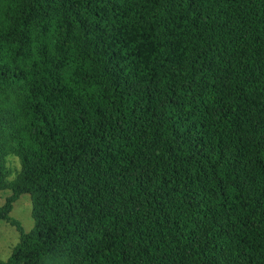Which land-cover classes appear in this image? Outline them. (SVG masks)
Returning <instances> with one entry per match:
<instances>
[{"label":"trees","instance_id":"16d2710c","mask_svg":"<svg viewBox=\"0 0 264 264\" xmlns=\"http://www.w3.org/2000/svg\"><path fill=\"white\" fill-rule=\"evenodd\" d=\"M1 190L0 264H264V0H0Z\"/></svg>","mask_w":264,"mask_h":264},{"label":"rangeland","instance_id":"374dc122","mask_svg":"<svg viewBox=\"0 0 264 264\" xmlns=\"http://www.w3.org/2000/svg\"><path fill=\"white\" fill-rule=\"evenodd\" d=\"M14 160V161H13ZM11 168L15 167L16 160L9 159ZM10 190L0 191V209L2 212L7 211L9 204L6 203L7 197L11 196ZM6 203V204H5ZM8 216L17 220L22 229L26 232L33 226L31 217V198L28 194H19L16 200L12 202V206L8 212ZM20 234L9 221L0 219V261L5 260L13 246L19 241ZM77 253L67 251H56L45 256L40 264H70L77 259Z\"/></svg>","mask_w":264,"mask_h":264}]
</instances>
